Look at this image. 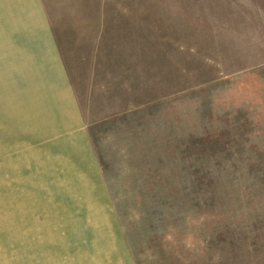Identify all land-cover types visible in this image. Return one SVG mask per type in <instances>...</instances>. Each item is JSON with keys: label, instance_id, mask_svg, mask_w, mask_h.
<instances>
[{"label": "rangeland", "instance_id": "374dc122", "mask_svg": "<svg viewBox=\"0 0 264 264\" xmlns=\"http://www.w3.org/2000/svg\"><path fill=\"white\" fill-rule=\"evenodd\" d=\"M48 3L84 87L95 58L122 69L89 118L133 103L91 128L114 203H38L0 128V264H264V0ZM108 205L125 261L88 239Z\"/></svg>", "mask_w": 264, "mask_h": 264}, {"label": "crops", "instance_id": "0c3cea01", "mask_svg": "<svg viewBox=\"0 0 264 264\" xmlns=\"http://www.w3.org/2000/svg\"><path fill=\"white\" fill-rule=\"evenodd\" d=\"M48 1L0 0V128L4 141L19 145L13 154L22 163L21 176L27 175L29 190L43 192L38 203H114L91 128L124 114V108L133 103L132 96L118 97L106 116L89 118L84 107L92 100L84 89L100 72L110 71L116 75L112 79H119L122 69L113 71L108 59L95 58L97 62L86 74L90 82L84 87L79 72L70 69L62 52ZM101 90L105 98L112 97L102 83ZM106 222L111 231L98 224L100 230L88 239L114 240L113 251L125 261L129 257L125 237L110 205Z\"/></svg>", "mask_w": 264, "mask_h": 264}]
</instances>
